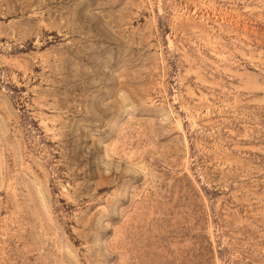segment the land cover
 <instances>
[{"label":"rangeland","instance_id":"1","mask_svg":"<svg viewBox=\"0 0 264 264\" xmlns=\"http://www.w3.org/2000/svg\"><path fill=\"white\" fill-rule=\"evenodd\" d=\"M0 264H264V0H0Z\"/></svg>","mask_w":264,"mask_h":264}]
</instances>
